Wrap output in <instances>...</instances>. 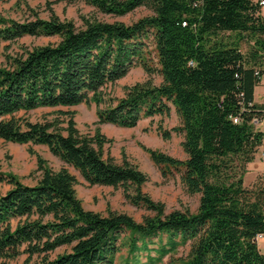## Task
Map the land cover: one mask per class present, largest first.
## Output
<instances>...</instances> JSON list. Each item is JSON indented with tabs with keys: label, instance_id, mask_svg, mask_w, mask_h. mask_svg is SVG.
Masks as SVG:
<instances>
[{
	"label": "trees",
	"instance_id": "trees-1",
	"mask_svg": "<svg viewBox=\"0 0 264 264\" xmlns=\"http://www.w3.org/2000/svg\"><path fill=\"white\" fill-rule=\"evenodd\" d=\"M73 3L77 0H53ZM111 17L138 8L151 15L131 24L83 18L77 27L55 16L17 21L0 14V43L57 37L54 43L3 53L0 64V140L43 145L92 185L122 187L124 198L148 211L84 208L76 176L37 157L40 177L25 184L0 169V264H264L255 237L264 235V180L244 185L247 164L261 145L264 105L254 88L264 74V18L260 0H84ZM153 44L156 64L146 55ZM244 47V48H243ZM140 66L149 76L111 99L104 89ZM157 73L159 84L151 80ZM96 105V128L82 135L74 112L31 121L39 108ZM174 108L179 124L158 128L163 139L182 135L185 158L142 146L165 179L178 176L198 194L195 211H165L142 191L147 175L135 165L103 157L100 124L132 128ZM31 152V151H30ZM185 255L173 257L180 247ZM144 256L145 261L141 260Z\"/></svg>",
	"mask_w": 264,
	"mask_h": 264
},
{
	"label": "rangeland",
	"instance_id": "rangeland-1",
	"mask_svg": "<svg viewBox=\"0 0 264 264\" xmlns=\"http://www.w3.org/2000/svg\"><path fill=\"white\" fill-rule=\"evenodd\" d=\"M0 14L3 17L23 21L32 19L36 15L43 20H48L53 15L61 21H71L75 26L80 27L83 18L96 19L103 22H121L131 24L140 18L151 15V12L142 7L124 17H111L97 12L94 8L87 6L84 0H77L73 3L53 0H0ZM57 37H23L15 43H0V64L3 62L4 52H14L21 46L30 47L33 45L54 43ZM244 48V47H243ZM147 57L151 65L156 64V54L152 43H149ZM149 76L140 66L132 68L126 76L109 84L104 92L111 99L122 97L125 87L142 82ZM151 80L159 84L161 77L155 73ZM74 112L75 126L80 134H93L96 128V105L94 103L80 104L73 107L39 108L27 113H20L31 121L52 120L57 117L64 119L60 124L66 126L64 113ZM179 124V119L174 108L166 116H153L140 120L137 126L132 128L117 127L111 124H100V132L108 139L103 146V157L111 158L114 162L121 164L127 161L135 165L144 172L148 180L142 186V191L148 194L153 200L163 202L165 211L174 209H189L195 211L198 205V194L190 195L183 189L178 176L165 179L160 173L159 168L152 162L149 154L142 146L159 150L173 157L183 159L185 154L181 147L182 135L172 132L169 139H163L158 128L171 130ZM31 151V152H30ZM261 155V149L258 150ZM37 157H41L45 164L53 170L66 167L77 178L75 191L77 197L82 201L84 208L106 214L108 210L124 212L133 217L136 221H141L142 217L149 214L143 208L131 205L123 196L122 187L114 188L104 185H88L81 177L79 172L73 167L66 165L43 145L15 144L0 140V169L4 172L15 174L20 181L25 184H34L40 177L41 172L37 170ZM255 163V162H254ZM260 166L264 167V159H261ZM264 180V168L252 167L250 172L244 176V185L251 187L259 180ZM9 186L1 185L0 192H4ZM257 245L264 253V239L258 238ZM188 246L180 247L173 257L185 255ZM125 249L117 257L116 264H123L122 258L125 256ZM24 255L12 261L10 264H20ZM170 257L167 255L162 262L157 264H170ZM144 262V256L141 257Z\"/></svg>",
	"mask_w": 264,
	"mask_h": 264
},
{
	"label": "crops",
	"instance_id": "crops-1",
	"mask_svg": "<svg viewBox=\"0 0 264 264\" xmlns=\"http://www.w3.org/2000/svg\"><path fill=\"white\" fill-rule=\"evenodd\" d=\"M261 16L264 18V6L261 7ZM263 97H264V74L262 75L259 84L254 88V102L261 104ZM257 127L264 132V121L259 123ZM260 149L262 154V152H264V138L262 140L261 145L258 147L253 160L247 164V169H248L247 172H250L252 167L264 168L260 166L261 159H263L261 155H258V150Z\"/></svg>",
	"mask_w": 264,
	"mask_h": 264
},
{
	"label": "built area",
	"instance_id": "built-area-1",
	"mask_svg": "<svg viewBox=\"0 0 264 264\" xmlns=\"http://www.w3.org/2000/svg\"><path fill=\"white\" fill-rule=\"evenodd\" d=\"M260 6H261V7L264 6V0H260ZM261 103L264 105V97H263ZM261 156H262V158L264 159V152H262ZM258 238H263V239H264V235L258 234V235L255 237L256 242H257V239H258Z\"/></svg>",
	"mask_w": 264,
	"mask_h": 264
}]
</instances>
